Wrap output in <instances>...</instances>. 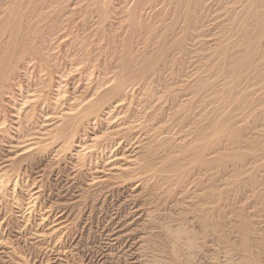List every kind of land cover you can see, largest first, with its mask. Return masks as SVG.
Wrapping results in <instances>:
<instances>
[{
    "label": "rangeland",
    "instance_id": "obj_1",
    "mask_svg": "<svg viewBox=\"0 0 264 264\" xmlns=\"http://www.w3.org/2000/svg\"><path fill=\"white\" fill-rule=\"evenodd\" d=\"M196 1L0 0V49L16 36L10 28L16 18L17 44L25 46L30 40L23 36L30 33L31 46L47 59L31 55L0 92V164L14 169L10 161L23 152L16 147L35 138L26 152H34L33 163L16 169L21 182L14 195L25 197L20 184L25 191L38 190L40 212L68 223L61 245L72 264H264V25L263 39L247 57L237 43L244 39L239 25L247 17L241 13L246 0ZM256 11L258 28L264 0H257ZM254 28L251 23L248 29ZM154 57L160 78L148 79L144 88L135 85L133 94L153 90L173 119L182 106L198 112L206 105L211 127L222 119L228 125L221 141L211 138L210 170L199 176L204 182L196 188L189 178L185 191L158 181L150 191L143 181L88 199V179L101 174L93 167L100 170L102 163L86 159L82 167L66 152L57 155L41 135L50 125L47 119L69 98L89 94L97 78L113 77L122 62L142 64ZM171 92L177 93L176 102ZM130 147L111 154H130ZM0 224V240L27 264L52 262V253L33 245L29 230L15 236L13 209H1ZM2 259L0 264H13Z\"/></svg>",
    "mask_w": 264,
    "mask_h": 264
},
{
    "label": "bare ground",
    "instance_id": "obj_2",
    "mask_svg": "<svg viewBox=\"0 0 264 264\" xmlns=\"http://www.w3.org/2000/svg\"><path fill=\"white\" fill-rule=\"evenodd\" d=\"M184 2L188 4L189 0H178L179 4ZM244 6L241 13L247 17L239 25L240 36L244 39L237 40V43L245 49L246 56L251 57L255 52L253 48L256 42L263 39L261 28L264 23H259L257 28V0H246ZM251 23L255 24L252 32L248 29ZM2 28L3 25L0 24V38L3 36ZM10 28L16 32V36L11 38L3 51L0 49V92L6 81L14 80L17 77V70L24 68L26 62L32 60L31 55L47 61L41 50L31 46L30 33L23 36L24 39L30 40L25 46L17 44L21 37L18 34L16 18L10 22ZM249 33L252 37H246ZM17 49H21L22 53L18 54ZM133 60L130 58L127 62H122L113 77L97 78L89 94L79 99L69 98L64 102L66 107L58 110L54 108L56 111L53 117L47 119L49 129L45 128L47 132L41 134L47 138L50 145L56 147L54 152H57V155L66 152L68 159L75 160L79 166L85 167L86 159H96L94 161L102 163L100 170L93 167L97 169L96 173L101 174L88 179L85 192L88 199L103 189L118 191V187L132 186V182L144 181L143 185L150 191L156 188L158 182L162 186L179 185L180 188L183 186L185 191V184L189 178H192L191 183H194L195 188L202 185L204 179H200L199 176L210 170L213 162L209 157L211 138L221 141L222 131L228 126L222 119L224 121L221 120L222 122H217L215 127H211V117L209 118L211 112L206 105L198 112L189 107H180L179 112H173L176 121L170 117L171 114L167 111L169 108L154 98L155 92H151L153 90H140L138 93L141 96L133 94L135 85L139 84L144 88L148 84V79L160 78V69L155 65L156 57L144 60L142 64L137 61L140 65ZM132 62L136 65L131 64ZM241 71L242 66L234 70L236 74ZM155 83L156 81L152 80L151 84ZM191 89L198 90L196 86ZM225 92L231 97V90L227 89ZM59 93L58 91L57 94ZM169 95L172 101L176 102L177 93L171 92ZM236 134L235 138L241 136ZM36 143L35 138H30L25 140L24 145L16 147L17 152H23L10 161L15 170L6 169L7 165L2 167L0 164V211L14 210L18 222L15 236L20 235L23 230H29L33 245L44 246L52 253L50 264H72L69 260L70 253L63 251L61 245L62 237L69 229L68 223L60 219L51 220L49 214L40 212L35 204L39 195L38 190L25 191V187L20 184L19 189H24L25 197L18 199L14 195L17 184L21 182L16 169L19 170L24 161L27 164L33 163L34 152H26ZM128 144L131 145L130 154L123 152L111 154L115 148H124ZM151 178L156 180L151 182L149 180ZM203 189L205 188L201 190ZM1 226L2 224L0 231ZM176 234L178 237L184 236L181 230L176 231ZM184 240L188 242L187 245H191V238L188 235ZM0 255L4 258L3 262L27 264L6 241L0 240Z\"/></svg>",
    "mask_w": 264,
    "mask_h": 264
}]
</instances>
